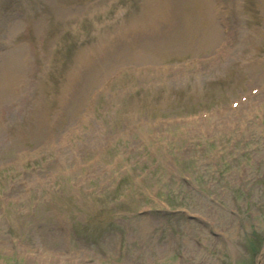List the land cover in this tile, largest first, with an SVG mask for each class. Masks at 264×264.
I'll return each mask as SVG.
<instances>
[{
  "label": "rangeland",
  "instance_id": "rangeland-1",
  "mask_svg": "<svg viewBox=\"0 0 264 264\" xmlns=\"http://www.w3.org/2000/svg\"><path fill=\"white\" fill-rule=\"evenodd\" d=\"M127 1L132 7L123 21L145 6L143 0H119L124 5L128 4ZM41 2L44 12H61L59 0ZM258 4L259 0H253L252 9L250 0L248 31L253 37L250 40L261 41V52H257V62L248 68L244 60L246 57L251 58L253 52L249 43L237 64L225 71L219 64H215L218 68L211 65L214 57L218 56L214 41L204 50H198L199 47L184 50L183 47H169L165 50L161 46L160 53L152 55L153 57L150 54L139 57L133 55L129 60L121 61L123 57L116 55L114 59L115 64L119 63L117 67L121 66V62L133 65L129 72L113 68V74L119 73L114 80H119L113 89L110 86V90L120 97H116L113 108L97 115V121L104 132L102 140L106 144L105 151L99 148L93 153L82 152L78 162L72 161L68 166L49 168L45 162V167L39 168L36 165L44 158L33 157L29 160L31 156L26 155L27 145L37 144L36 141L43 135L34 125L26 122L22 126L29 132L25 133L27 138L21 142L13 141L16 123L8 131L2 129L7 118V112L3 110L7 105L4 104L6 102L15 107L14 103H20L18 91L23 86L19 79L13 84L10 81L16 76L14 71L17 64L0 63V104L4 105H0V146L4 149L3 151L1 148L0 151V264H127L124 257H115L111 253L114 237L123 232L126 222L132 227V232L128 237V245L124 237V254L133 255L136 264H149L160 259H163V264H233L230 262L233 258L231 249L241 252L242 243L246 246L247 242L244 236L241 237L239 225L232 220L230 212L239 215L240 219L251 216L246 226L254 225L258 237L250 240L255 244L250 249L258 252L259 247H264L263 180L259 179L264 177V95L258 92L248 104L236 110L228 106L231 100L246 93L248 87L259 89L264 79V29H261L264 14H261ZM207 12L205 17L214 18L209 8ZM4 14L7 19L0 20V32L3 35L8 34L3 31V24L9 26L10 31L13 24L22 27L16 9H6ZM179 16L174 14L175 18ZM157 17L158 15L153 17V25ZM111 19L115 23L106 22L108 29L93 36V40L108 42L109 46L116 40L128 39L121 30L130 25L117 28L115 26L123 22ZM136 25L138 31L144 29L141 23L137 22ZM28 30L13 33L14 39L9 43L13 44L10 48H19V56L26 50V44L33 42ZM141 44L146 47V43ZM45 48L46 46L41 47ZM2 52L5 53L6 49ZM141 52L148 53L149 48L148 51L146 48L137 51ZM9 54L8 51L5 53L7 56ZM190 57V66L178 65V60H188ZM194 60H201L202 63L193 64ZM8 64L11 67L9 74H6L4 66ZM151 64L160 65L154 67ZM54 76L59 84L62 83L58 72L55 71ZM151 79H156L158 83L147 85ZM48 83L49 78H41V94L48 93ZM137 85L139 86L135 88ZM132 89L141 90L131 92ZM224 103L228 114L224 117L206 122L191 121L189 118ZM137 120H142L143 123H135L133 133L127 135V123ZM249 124L256 127H250ZM197 128H202L210 135L201 136L202 133L196 131ZM54 129L63 131L65 127L58 124ZM211 129H214L212 134ZM192 140L196 141L195 146ZM198 146L204 150H200ZM239 146L246 149L245 153H241ZM125 150L129 156L124 154ZM19 151H22L20 156ZM59 151V148H55L52 155L55 156ZM95 155L96 158H93ZM212 158L218 163L215 173L211 169ZM104 166L109 167L100 173V168ZM241 167L247 171L243 182L238 179ZM58 168L61 170L59 174L56 172ZM141 176L143 180L137 181ZM117 179H122L117 194L128 196L124 206L128 213H114V210L107 209L112 213L108 216L102 209V204L101 208L93 210L84 206L88 191L90 193L94 188H103L102 195L107 197L109 190L115 188ZM187 182L189 186L186 185ZM154 190L157 194L153 195L155 199L151 202L153 214L148 218L135 216L134 211L140 205L149 203L139 193L151 195ZM68 193L75 195L74 202L64 204L66 201L63 199ZM161 206L166 207V210L182 209L189 215H196L204 220V225L196 226L178 213L165 215ZM67 207H73V210L70 211ZM99 213L103 218L93 216ZM56 217L65 220L68 226L75 221L89 224L80 225L79 231L75 230L70 241L64 240L56 233ZM144 219L147 222H142ZM177 227L182 233L175 231ZM167 229L169 232L165 231ZM209 229L225 230L231 248L228 250L225 243L209 237ZM177 233L183 235L184 243L180 250L181 258L175 260L169 254V249ZM155 239L162 241L165 247L161 245L163 249L155 250L152 247ZM193 241H197L200 246L192 249ZM141 242L144 245L142 250L132 252L128 249ZM238 259L241 262L240 257L236 260Z\"/></svg>",
  "mask_w": 264,
  "mask_h": 264
},
{
  "label": "bare ground",
  "instance_id": "bare-ground-1",
  "mask_svg": "<svg viewBox=\"0 0 264 264\" xmlns=\"http://www.w3.org/2000/svg\"><path fill=\"white\" fill-rule=\"evenodd\" d=\"M156 1H158V2H162V1H164V0H156ZM259 5L260 6H264V0H260L259 1ZM139 22H141V20L139 21ZM143 25H144V27H146V22H144V23H142ZM209 24H211V25H213V22L212 21H209ZM217 33L218 32H215V30L213 31L212 29H209L208 31H207V34L205 35V38H203L202 39V41H201V43H200V45H199V49L198 50H204V49H206L207 47H209V46H211L212 44H209V43H211V42H213V41H215L216 39H217ZM85 58V57H84ZM95 62V61H94ZM93 62V63H94ZM93 63H90V61H88V62H86V63H79L78 64V66H77V68H76V70H74L73 71V73H74V77H75V73L77 72V70H79V72L82 70V67L84 66V65H88V69H87V73L88 72H90V73H92L90 76H89V80H93L94 79V74H93V71H96V70H98L97 68H95L94 67V65H93ZM98 63H101V61H99ZM99 65V64H98ZM83 91H77L76 92V94L75 95H70V94H68V93H66L65 95H64V97L61 99V102L63 103V104H69L70 102H74V101H77V99L81 96V95H83ZM79 101H81L82 100V98H80V99H78ZM81 103V102H80ZM80 103H79V105H80ZM41 121L44 119L43 117L42 118H39Z\"/></svg>",
  "mask_w": 264,
  "mask_h": 264
}]
</instances>
